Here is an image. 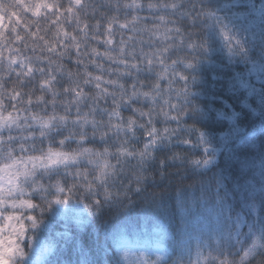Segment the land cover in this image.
Masks as SVG:
<instances>
[{
    "label": "clouds",
    "instance_id": "1",
    "mask_svg": "<svg viewBox=\"0 0 264 264\" xmlns=\"http://www.w3.org/2000/svg\"><path fill=\"white\" fill-rule=\"evenodd\" d=\"M0 264H264V0H0Z\"/></svg>",
    "mask_w": 264,
    "mask_h": 264
}]
</instances>
